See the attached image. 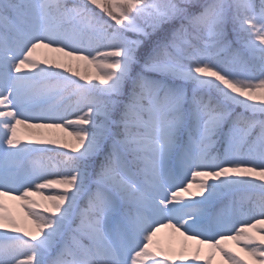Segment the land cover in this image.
Returning <instances> with one entry per match:
<instances>
[{"label":"snow or ice","instance_id":"snow-or-ice-1","mask_svg":"<svg viewBox=\"0 0 264 264\" xmlns=\"http://www.w3.org/2000/svg\"><path fill=\"white\" fill-rule=\"evenodd\" d=\"M0 264H264V0H0Z\"/></svg>","mask_w":264,"mask_h":264},{"label":"rangeland","instance_id":"rangeland-1","mask_svg":"<svg viewBox=\"0 0 264 264\" xmlns=\"http://www.w3.org/2000/svg\"><path fill=\"white\" fill-rule=\"evenodd\" d=\"M160 235L162 238H166V230L162 231ZM177 242H178V238H177Z\"/></svg>","mask_w":264,"mask_h":264},{"label":"trees","instance_id":"trees-1","mask_svg":"<svg viewBox=\"0 0 264 264\" xmlns=\"http://www.w3.org/2000/svg\"><path fill=\"white\" fill-rule=\"evenodd\" d=\"M257 2H258V0H257Z\"/></svg>","mask_w":264,"mask_h":264}]
</instances>
